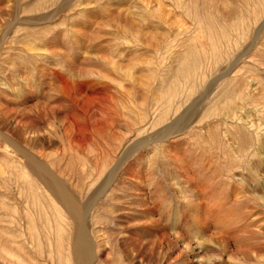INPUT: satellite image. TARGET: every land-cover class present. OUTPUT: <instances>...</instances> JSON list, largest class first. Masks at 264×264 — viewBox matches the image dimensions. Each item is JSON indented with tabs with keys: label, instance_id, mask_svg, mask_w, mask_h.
I'll return each mask as SVG.
<instances>
[{
	"label": "rangeland",
	"instance_id": "1",
	"mask_svg": "<svg viewBox=\"0 0 264 264\" xmlns=\"http://www.w3.org/2000/svg\"><path fill=\"white\" fill-rule=\"evenodd\" d=\"M243 1L0 0V62L9 52L24 55L16 63L29 59L28 56L30 60L37 58L42 67H53L60 59L57 53L71 61H81L82 53L94 59L106 57L107 61L105 50L114 46L117 49L113 52L114 60L130 68L128 78L103 64L86 69L111 77L112 83L106 79L112 88L115 86L114 91L117 82L127 83L132 109L144 110L146 125L152 122L149 115H155L153 100L159 96V82H171L186 52L195 55L205 50L210 57L218 52L213 50L212 43L220 44V49L226 40L223 35L236 38L234 28L241 10L247 16ZM263 15L260 22L251 21L231 58L216 65L203 63L201 70L205 77L201 83L197 82L190 100H185L179 109L176 118L182 112L186 115L176 134L166 142L154 141L162 130L157 125L138 138L144 139L145 146L127 161L128 181L117 170L118 176L114 175L113 182L92 208L89 202L98 194V186L81 197L71 191L84 208H91L90 214L102 217L94 225L92 215L86 220L89 235L100 241L94 246L98 258L94 264H264ZM126 22L132 32L138 33L136 41L130 33L123 40L122 26ZM28 45L34 47V52L23 50ZM35 69L39 70V66ZM32 70L25 76L32 80L37 97L48 90L45 84L49 78ZM19 77L24 79L18 68L13 73L6 70L0 77V108L10 109L1 91L6 85L16 87L21 82ZM229 92L233 97L238 94L242 97L233 101V112L227 114L223 103ZM181 93L185 95V91ZM28 105L24 119L21 116L1 119L0 132L17 139L18 132L26 131L25 138L21 133V139L28 141V131H42V121L34 119L36 115L28 112ZM214 110L220 113L213 115ZM3 120L6 122L2 123ZM29 120L32 126L26 129L23 123L29 124ZM116 132L126 135L121 126ZM89 151L85 149L84 155L90 162ZM67 184L70 188V183ZM17 210L20 212L22 208ZM44 221L26 224L22 220L16 225L8 221L0 224V230L18 241L41 236L42 257L34 256L27 243H21L18 254L24 258L25 251L29 252V258L35 259L30 260L32 264H44L41 262L47 253L44 232L48 230L51 237L56 236ZM173 234H180L196 256L182 251L184 242L178 243ZM162 235L168 237L160 242ZM221 238L227 242L228 255L219 244ZM238 250L249 251L256 257L250 254L244 260L242 255L235 254Z\"/></svg>",
	"mask_w": 264,
	"mask_h": 264
},
{
	"label": "bare ground",
	"instance_id": "2",
	"mask_svg": "<svg viewBox=\"0 0 264 264\" xmlns=\"http://www.w3.org/2000/svg\"><path fill=\"white\" fill-rule=\"evenodd\" d=\"M177 3L179 4V1ZM242 4L245 5L247 16L244 10H241L240 19L234 28L237 32L236 38L233 39L230 34L223 35L226 40L222 44L224 48L220 49V44L212 43L213 50L218 52L211 54L210 57L206 56L205 50H199L200 53L195 52L196 56L194 53L186 52L185 57L180 60L171 82L166 83L164 80L159 82V96L153 100L156 110L152 114L155 115H149L152 122H147L146 125H144V110L137 107H135L136 110L132 109L133 102H131L127 83L125 85L122 81L117 82L115 84L117 89L114 91L115 86L113 84L112 88L111 77L108 79L100 71L86 69L87 66L93 65L97 68L103 64L110 66L117 74L124 75L125 79L128 78L131 73L130 68L121 66L114 60L113 52L117 50L114 46L105 50L107 52L105 56L109 58L106 59L107 61L104 59L106 57L94 59L88 55L85 56L84 53H82L84 56L81 61H71L63 59L56 50H51V52L57 53L56 56L59 55L58 58H60L59 60L55 59L53 67L47 65L42 67L37 58L30 60V57L26 55L29 59L16 63L24 55L16 56L14 55L16 53L10 52L0 62V77L6 70L13 73V70L17 68L24 76V79L19 77L21 82L15 84L16 87L4 84L6 91L3 88L4 91H1V94L2 98L8 102L10 109L0 108V120L11 116H21L23 117L21 119H24L26 105L30 104L28 112L33 111L32 114L36 115L34 119H39L43 123L42 131L41 129L28 131V141L21 139L22 134L25 138L26 131L18 132L17 139L0 132V224L8 221L10 224H15L22 220L27 224L45 220L44 223H48L46 226L49 230L53 229L52 233H55L56 236L51 237L50 232L45 230V235H43L46 239L47 253L46 259L42 260V263L94 264L98 260L94 246L100 241L98 242L95 237L90 236L86 227V220L92 215L89 212L90 209L105 194L113 182L114 175L119 173L117 170H120L128 181L127 161L130 155L145 146L144 139L138 138L147 133V130L150 129L149 131L152 132V128L155 126L162 127L160 135L154 139L158 142H166L173 134H176L175 132L186 115L182 112L181 116L176 118L177 113L185 100H190L188 97L190 98L195 92L197 82L201 83L199 81L204 76L202 75L204 74L203 70H201L203 63L208 62L216 65L219 61L231 58L230 55H232L234 47L237 46L239 39L245 36L247 29L252 24L251 21L256 24L264 14V0H256L254 4L251 0H244ZM164 15L166 16V14ZM122 28L124 41L130 34H132L130 37L136 41L138 33L132 32L130 29L132 27L128 26L127 22ZM23 50L32 53L35 49L28 45ZM44 50L46 51V48ZM93 59L94 61H92ZM45 61L42 64H45ZM38 66L39 70L35 69ZM31 69H35L34 71L40 72L41 76L49 78L45 84L48 90L37 97L34 94L32 80L25 76ZM11 78L14 79V77ZM23 90L25 93L20 92ZM182 91H185V95L181 93ZM241 97L242 94L234 97L230 92L226 94V102H222L223 110L227 114L233 112V101L241 99ZM38 98L40 100L37 101ZM131 113H134L133 119L130 118ZM211 113L217 115L220 111L214 110ZM5 122L6 120H3L2 123ZM23 125L26 129H30L32 121L29 120V124L24 122ZM120 126L124 128L126 135L116 132V128ZM85 149L90 150L88 152L92 156L90 162L85 158ZM67 183H70V188ZM94 186H98V190H96L98 194L91 197L89 202L91 208L86 209L72 192L81 197L85 191ZM19 207L22 208L20 212L17 210ZM101 218V216L92 215V224L99 223ZM5 219L6 221H4ZM172 236L178 243L184 242L180 234ZM35 237L32 235L28 238L30 240L18 241L17 238L8 236L0 230V264H32L30 260L35 259L29 258V252L25 251L24 258L19 256L21 243H27L34 256L42 257L43 250L41 248L44 243L40 242L41 236ZM167 237V235H162L159 238L160 242L167 240ZM218 241L227 254V242L222 238ZM182 251L196 256L193 248L185 242ZM235 252L236 255H242L244 260L247 259L246 255L251 254L256 257L249 251L238 250ZM199 261H202V258Z\"/></svg>",
	"mask_w": 264,
	"mask_h": 264
}]
</instances>
